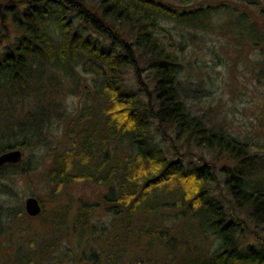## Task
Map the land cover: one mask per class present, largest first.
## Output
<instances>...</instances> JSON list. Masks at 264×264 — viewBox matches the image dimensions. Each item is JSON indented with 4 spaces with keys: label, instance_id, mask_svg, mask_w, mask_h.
I'll list each match as a JSON object with an SVG mask.
<instances>
[{
    "label": "trees",
    "instance_id": "16d2710c",
    "mask_svg": "<svg viewBox=\"0 0 264 264\" xmlns=\"http://www.w3.org/2000/svg\"><path fill=\"white\" fill-rule=\"evenodd\" d=\"M225 18L246 24L248 36ZM217 29L256 50L251 72L264 81V0H0V97L9 96L0 99V153L51 147L52 184L105 187L107 221L90 220L94 206L83 201L75 215L77 246L89 244L81 259L264 264V144L211 123L193 107L208 88L187 87L186 57ZM78 91L86 99L71 108ZM223 158L226 191L216 169ZM26 164L6 162L0 173L37 168ZM58 231L43 246L33 242L38 250L20 264H37L44 251L64 264ZM131 240L140 245L129 252Z\"/></svg>",
    "mask_w": 264,
    "mask_h": 264
},
{
    "label": "rangeland",
    "instance_id": "374dc122",
    "mask_svg": "<svg viewBox=\"0 0 264 264\" xmlns=\"http://www.w3.org/2000/svg\"><path fill=\"white\" fill-rule=\"evenodd\" d=\"M230 20L231 18H225L223 23L235 30L241 29L242 37L248 36L246 24L233 21L230 25ZM236 34L234 31L217 29L209 35V40H203L197 49L188 54L185 59L187 87H193L196 92L199 91L198 84L203 82L208 88L207 95L195 96L193 107L211 123L224 126L241 138H249L252 142L264 144V81L259 82L251 72V69L255 67L253 59H255L256 50L244 45L245 42L235 39ZM207 44L215 45L219 54L214 55L208 49ZM0 52H2L1 47ZM85 75L89 78L87 74ZM12 91L9 89V92ZM8 97L5 94L0 99L5 103ZM85 99V95H81L80 92L71 94L68 96L67 105L71 108H80ZM33 100L27 99L26 106ZM24 111L20 110L21 113ZM52 133L59 135L61 130L54 129ZM53 139L60 141L61 137L55 135ZM20 149L22 157L18 161L21 163L26 161L28 166L37 165V168L26 173L12 172L9 174L10 168H8L0 173V264L26 262L34 253L33 249L36 252L39 246L54 241V231L58 230L63 233L64 243L68 246V251L62 252L64 263L71 261L68 258L73 255L80 262L89 260L81 259L82 251L89 248V244L77 246L79 234L74 228L78 223L75 215L79 210V204L83 201L88 206H94V210L90 214L91 217H89L90 220L107 221L110 215L102 200L105 187L90 180H74L63 189H59L46 178V171L53 159V148L37 147L32 150V153H30L31 149ZM194 150L196 154L204 152L206 157H213V151L200 148ZM197 155L195 159L198 158ZM29 157L32 158L28 159ZM18 161H14V163ZM216 164L217 179L222 181L220 182L222 191H226L223 182L226 174L222 171V168L226 167V159L217 160ZM5 184L8 185L5 186ZM4 187L7 189L10 187V192L2 189ZM54 191L59 193L54 195ZM29 195H36L42 201L43 210L37 215H31L26 210L25 201ZM6 206L22 209L25 217L22 218L21 215L10 217L6 213L8 210ZM169 209L171 208L167 210ZM167 216L171 219L175 218L174 213ZM259 229H262V226ZM33 242H36L38 247L32 248ZM139 245L131 240L128 251L130 252ZM51 250L53 253L54 247ZM48 252L44 251L42 259L37 264H52L50 258H47Z\"/></svg>",
    "mask_w": 264,
    "mask_h": 264
},
{
    "label": "water",
    "instance_id": "95a60500",
    "mask_svg": "<svg viewBox=\"0 0 264 264\" xmlns=\"http://www.w3.org/2000/svg\"><path fill=\"white\" fill-rule=\"evenodd\" d=\"M22 157L20 148H11L0 153V167L9 161H18ZM26 210L31 215H37L43 210L41 199L36 195H29L25 201ZM64 264H92L89 260H84L79 263L66 261Z\"/></svg>",
    "mask_w": 264,
    "mask_h": 264
}]
</instances>
